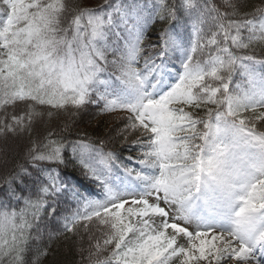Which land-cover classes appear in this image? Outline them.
Instances as JSON below:
<instances>
[{
  "label": "snow or ice",
  "instance_id": "1",
  "mask_svg": "<svg viewBox=\"0 0 264 264\" xmlns=\"http://www.w3.org/2000/svg\"><path fill=\"white\" fill-rule=\"evenodd\" d=\"M257 48L264 0H0V264H40L51 220L80 264H264ZM93 106L122 127L69 139Z\"/></svg>",
  "mask_w": 264,
  "mask_h": 264
},
{
  "label": "trees",
  "instance_id": "2",
  "mask_svg": "<svg viewBox=\"0 0 264 264\" xmlns=\"http://www.w3.org/2000/svg\"><path fill=\"white\" fill-rule=\"evenodd\" d=\"M91 3H100L101 0H90ZM215 3L219 4L220 0H214ZM160 25H155L149 29L148 37L149 41H154V33L159 29ZM147 42V41H146ZM264 52V48H257V55ZM118 115L121 113L112 114H101L98 109L93 106L87 115L77 117L75 123L73 124L70 133H65L69 136V139H74L78 134H85L92 137L93 139H109L115 136V130L122 127ZM61 120L64 117L60 118ZM53 123H56L54 120ZM3 145H0L2 147ZM110 147L114 149H119V143L110 144ZM9 147L12 149L8 153V165L7 168L0 166V178L10 170L17 163H24L23 160V148L17 147L14 142L9 140ZM70 160V156L68 157ZM61 173L64 177L70 179L74 184H76L80 189L82 186L79 184L80 180L85 183H92L89 179L85 178L82 173V169L75 165V162L69 163L67 167L61 166ZM74 205L68 201L62 202L57 209L58 215H70L74 211ZM49 228L45 233V238L43 242L44 247L50 245L49 255L41 257L40 264H80V256L77 252V245L74 239H67L66 236L69 234H62L63 229L60 223L56 220L48 221ZM49 233L51 234V239L48 238ZM87 243L85 238V244Z\"/></svg>",
  "mask_w": 264,
  "mask_h": 264
},
{
  "label": "rangeland",
  "instance_id": "3",
  "mask_svg": "<svg viewBox=\"0 0 264 264\" xmlns=\"http://www.w3.org/2000/svg\"><path fill=\"white\" fill-rule=\"evenodd\" d=\"M120 115L117 116V118H119Z\"/></svg>",
  "mask_w": 264,
  "mask_h": 264
}]
</instances>
